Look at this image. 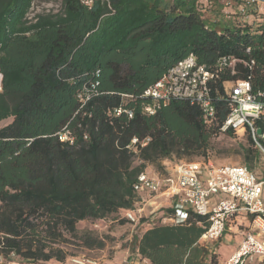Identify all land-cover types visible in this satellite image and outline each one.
I'll list each match as a JSON object with an SVG mask.
<instances>
[{"label":"trees","instance_id":"1","mask_svg":"<svg viewBox=\"0 0 264 264\" xmlns=\"http://www.w3.org/2000/svg\"><path fill=\"white\" fill-rule=\"evenodd\" d=\"M33 1L0 0V255L50 264L65 261L63 246L104 247L77 223L132 209L147 164L162 173L164 158L206 152L229 113L224 82L249 81L264 104V12L250 9L248 23L222 13L220 0H210L211 15L202 0H60L29 17ZM190 54L212 74L213 122L180 98L146 114L144 91ZM133 137L149 140L135 153ZM244 163L252 169L246 155ZM203 224L192 213L182 224H151L136 251L149 264H216L199 243Z\"/></svg>","mask_w":264,"mask_h":264},{"label":"built area","instance_id":"2","mask_svg":"<svg viewBox=\"0 0 264 264\" xmlns=\"http://www.w3.org/2000/svg\"><path fill=\"white\" fill-rule=\"evenodd\" d=\"M222 63H226L225 58ZM210 78L212 74L197 65L190 54L144 91L143 96L150 97L152 104L145 105L143 111L150 115L172 98L186 99L199 106L204 123L210 125L215 118L208 85ZM226 100L229 113L220 130L238 132L243 129L240 134L248 131L255 146L264 155V146L257 140L264 141V104L250 92L249 81L234 82ZM121 112L132 116L130 109H115L116 115ZM257 119L263 122L260 134L254 124ZM58 137L64 141L67 133ZM148 140L140 141L133 137L127 148L136 153L137 146L145 145ZM162 162V173L145 170L137 175L133 189L138 198L133 208L124 211L121 216L131 222L141 217H156L158 223L182 224L192 213L203 218L205 229L200 239L214 242L222 237L231 218L242 215L249 219L248 227L238 247L226 259V264H264V178L241 164L213 165L204 160L169 159ZM161 196L166 198L167 207L158 202ZM164 208L165 211L162 210ZM85 264L98 263L91 260Z\"/></svg>","mask_w":264,"mask_h":264},{"label":"rangeland","instance_id":"3","mask_svg":"<svg viewBox=\"0 0 264 264\" xmlns=\"http://www.w3.org/2000/svg\"><path fill=\"white\" fill-rule=\"evenodd\" d=\"M206 15L214 13V5L210 0H202ZM246 0H220L222 13L229 15L240 21L252 23L254 16L250 14V9H256L257 12H264L263 2H253L252 6H243ZM60 8V0H34L29 12V17H32L37 12L53 10ZM231 15V16H230ZM233 81H226L223 83L225 92L228 93ZM233 132L227 134L226 132H219L214 135L209 142V147L204 153H195L190 156H183L177 158L172 155L171 160L178 161H210L213 165L222 164H241L244 163V156L251 158L252 171L259 177L264 178V156L257 152L254 145H252L247 138V133ZM165 160V158H164ZM139 159L134 157V164H138ZM145 169L148 173L154 172L157 167L155 165L147 164ZM156 172V171H155ZM264 200V187H263ZM123 217L119 214H113L105 219L97 220H83L77 223V228L82 231L85 229L92 230L96 235L103 238L105 245L103 248L87 249L75 245L63 246L69 253L65 261L70 264H85L87 258L96 261L98 264H142V257L136 251L137 239L142 234L143 229L148 228L151 224L158 223L156 217L148 218L146 223L142 224L136 222H122ZM230 231L226 229L224 233V248H230L234 243V239L230 241L227 238ZM231 236V235H230ZM220 239H218L219 241ZM209 250V253L215 252L217 242L199 241ZM126 249V251H125ZM208 260V259H207ZM55 260L49 261L50 264ZM206 262V261H205ZM0 264H19V258L16 256L4 257L0 255Z\"/></svg>","mask_w":264,"mask_h":264},{"label":"crops","instance_id":"4","mask_svg":"<svg viewBox=\"0 0 264 264\" xmlns=\"http://www.w3.org/2000/svg\"><path fill=\"white\" fill-rule=\"evenodd\" d=\"M161 164H164L163 162ZM158 202L166 205L165 207H167L168 202L166 200V198L164 196H161L158 198ZM166 208L162 209L163 211H165ZM248 218L243 217L242 215L236 216L234 218H231L227 225H226V229L227 231H230V235H227L228 240L230 241L231 239H234V243L232 244V246H230V248H224V233L226 232V229L222 235V237L220 238V240L218 241H214L217 242V245L215 247V252H213L216 255V264H226V259L229 257V255L238 247L240 240L242 238V235L245 233V231L247 230L248 227ZM147 228L143 229L142 233L146 230ZM199 241H202V239H199ZM126 251V249H125ZM92 259L87 258L85 261H91ZM52 264H70L67 261L64 262H59V261H54V263ZM142 264H149L148 259L146 258H142ZM205 264H209V261L206 260Z\"/></svg>","mask_w":264,"mask_h":264},{"label":"water","instance_id":"5","mask_svg":"<svg viewBox=\"0 0 264 264\" xmlns=\"http://www.w3.org/2000/svg\"><path fill=\"white\" fill-rule=\"evenodd\" d=\"M254 1H259V2H263V3H264V0H254ZM257 133L260 134V133H261V129H259V130L257 131Z\"/></svg>","mask_w":264,"mask_h":264},{"label":"bare ground","instance_id":"6","mask_svg":"<svg viewBox=\"0 0 264 264\" xmlns=\"http://www.w3.org/2000/svg\"><path fill=\"white\" fill-rule=\"evenodd\" d=\"M243 131V129H239V131L238 132H242Z\"/></svg>","mask_w":264,"mask_h":264}]
</instances>
